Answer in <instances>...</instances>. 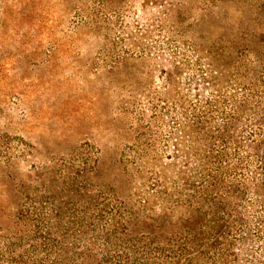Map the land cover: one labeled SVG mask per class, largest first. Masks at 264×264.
Here are the masks:
<instances>
[{
	"label": "rangeland",
	"instance_id": "rangeland-1",
	"mask_svg": "<svg viewBox=\"0 0 264 264\" xmlns=\"http://www.w3.org/2000/svg\"><path fill=\"white\" fill-rule=\"evenodd\" d=\"M175 262L264 264V0H0V264Z\"/></svg>",
	"mask_w": 264,
	"mask_h": 264
},
{
	"label": "trees",
	"instance_id": "trees-1",
	"mask_svg": "<svg viewBox=\"0 0 264 264\" xmlns=\"http://www.w3.org/2000/svg\"><path fill=\"white\" fill-rule=\"evenodd\" d=\"M245 107V105H240V109L242 110ZM230 114V113H229ZM226 119H225V125L219 127L218 131H217V136L219 139H222L223 141L225 140V131L227 130L228 124L231 120H233V116L234 115H226ZM189 160H186L184 162L185 165H187V162ZM200 165L197 164L196 165V169L199 168H203L204 170V179L205 181H207L208 185H205V183H201V185L199 186H195L193 187V191H194V195L191 197V201L193 202L192 205L194 204L195 207L194 208V213L192 215V218H194V216H196L197 214L202 212L203 206L205 204H207V206H210L211 210H217L218 208H222V199L229 196L231 194V189L230 188H224L223 187V183L221 181H219L217 178L214 177V175H212V172L208 169V167L206 166L205 162H203V160L201 159L200 161ZM188 170H193L188 168ZM179 174L185 172L182 169H179L177 171ZM193 172H195V170H193ZM215 192V193H214ZM116 224H113V229H115ZM185 230V229H183ZM186 232V231H185ZM187 233H189L187 231ZM149 235L151 236L150 238L152 239L150 245L152 243H157L158 245H160L158 237L155 236L157 235L154 231H150ZM108 237H106V244L109 243V240L107 239ZM108 240V241H107ZM144 247V246H143ZM175 264H180L179 262H175Z\"/></svg>",
	"mask_w": 264,
	"mask_h": 264
}]
</instances>
